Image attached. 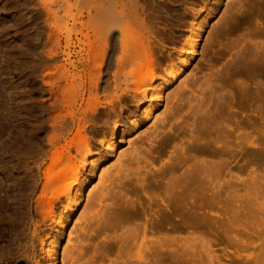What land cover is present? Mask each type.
<instances>
[{
	"label": "rangeland",
	"instance_id": "obj_1",
	"mask_svg": "<svg viewBox=\"0 0 264 264\" xmlns=\"http://www.w3.org/2000/svg\"><path fill=\"white\" fill-rule=\"evenodd\" d=\"M45 1L0 0L2 3L0 4V264H26L23 257L29 258V264H54V262H56L55 264H62V249L67 243L66 236L62 247L61 245L49 244L50 239L45 247L38 239L33 245L30 244V234L33 231L30 210L35 203L36 194L28 186L23 185V181L14 173L15 170L22 171L25 164L21 152L18 153L20 150L15 147L22 142V138L25 136L24 127L27 124L37 125L46 119L48 83L45 82L37 63L46 42L49 25L61 22L60 25H66L65 27L69 26L70 28L74 22L77 28L74 25L72 27L82 30L74 34V43H76L71 47L72 60H78L83 54L91 63L90 54L95 45L99 48L104 47L103 43L98 42V35L95 32L94 24L96 26L97 20L87 23V9L97 7L101 0H96L98 4L93 3V0L87 4L86 2L80 4L77 1L78 5L75 0H70L68 3L59 0L64 3L63 10L59 15L63 17H59L60 20H67L64 21V24L60 20L57 23H52L54 20L49 21V14L45 8L48 0L46 3ZM50 1L53 0L48 2ZM134 1L116 0L114 3L117 10L119 9L118 12L121 10L120 14L122 12V15L118 20L119 25L116 26L117 28L115 27L116 31H110L113 37L118 38H116V44L113 45L110 42V46H108L101 80L103 88L112 87L111 73L115 70L117 57L121 54L122 49L120 44L121 28L130 29V32L133 33L142 34L143 32L145 37L154 40L155 44L152 49L160 67H164L165 62L169 60V52L177 56L187 41V35L191 34L192 30L201 34V37L197 41L194 53L190 54V57H193L191 63L188 66L182 65L185 72L167 90V93L173 91L182 79H186L189 74H195L197 77L195 85L196 82L198 85V90L196 89L198 92L196 93H199V96H196L197 103H195V98L191 100L185 98L181 104L179 103L180 106L177 105L180 107H177L179 113L177 112L174 117H171L165 125H160V131L164 130L161 139L172 136L175 138L174 141L165 147L159 142L162 147L158 143L157 148L154 147L149 154L155 167L153 169L161 168V171H166L167 174L165 178L157 181L149 176V179L145 181V186H136L137 191H132L130 195L135 199L138 209L141 208V205L145 206L148 203L152 208L150 212L155 211L156 208H153L157 207L162 199L171 208L175 207V201L166 198L167 190L165 188V184L171 176V163L168 162V159L173 150V145L182 139L185 140L186 145H190L188 140L191 136L188 126L193 122L198 127L195 129V135L201 137V142L198 144L199 146L197 145L199 147L198 152L195 151L197 156L207 155L206 151L202 153L200 150L203 148L207 150L209 143L213 141L211 139L229 135V143L232 147L225 149L222 154L210 155L209 157L213 158L214 156L216 160H220L221 157L228 158L226 159L228 163L225 161L222 167L226 169L229 167L230 169L222 171L221 179L229 178V173L232 172L239 174L244 180L236 181L235 179L230 185H224L221 189L219 183L222 180H218L219 178L213 181L202 178L196 181L177 180L176 182L181 185H178L176 190L188 192L186 199L181 198L178 205L191 209L185 210L195 215L192 218L195 222L194 226L199 220L207 221V225L212 226L215 218H218L219 228L235 231L228 237L234 241V249L238 258L246 260L249 264H264V181L261 178L262 174L264 175V50L260 48L261 44L259 45V42L264 41V0ZM65 5L68 7L65 8ZM79 9L82 10V13L78 16ZM129 10L134 15H132V19L130 18L131 15H127ZM200 10H204V14L207 13L204 20L199 17ZM257 11L259 12L258 20ZM65 12L69 13L66 14L69 17H66ZM70 14L71 16L74 14L76 18L79 17L76 22ZM11 15H14L13 19ZM244 17L246 20H243ZM82 20L88 25H81ZM195 22H199L197 28H195ZM137 24H140L139 27ZM139 28L141 29L139 30ZM139 34H136L135 37ZM129 35L128 40H131L132 35L130 37ZM80 38L82 39L81 42H79ZM254 41L255 43L258 41L257 45L250 43ZM98 43L100 45H97ZM102 48L99 51L100 55ZM63 58L64 55L61 54L60 60L62 61L59 63L63 62ZM79 66V69L82 70V64ZM51 73L54 74V71ZM199 88L201 89L199 90ZM254 95L259 97L253 100ZM129 99L130 97L127 96L126 100ZM191 104L197 106V109L199 107L198 110H200L195 117L194 112H191L193 109ZM163 109L164 107H161L156 114L161 113ZM150 124L151 122H144V125L135 132L139 133L145 130ZM240 124L243 125V131L248 132L246 144H241L243 150L239 148L238 142ZM255 126H258L259 129H256ZM252 142L258 143L259 146H253ZM136 143L139 146L140 142L137 141ZM126 147L128 145L122 149ZM190 164V160L182 162L175 170L176 174L188 172ZM30 165L33 166V163ZM255 172L259 173V177L253 181L251 175ZM35 177H37V173ZM126 183L132 186L136 180H128ZM210 184L212 185L210 186ZM214 188L220 189V196L217 195L215 200L203 196L204 193L210 194ZM147 191L148 196L145 193ZM190 195L193 196L192 201L188 198ZM152 197H156L154 198L156 200H152ZM155 201L159 203L156 204ZM117 202L120 204L122 200L117 199ZM165 203L161 202L158 206L159 209H166ZM216 204L219 205L217 211L212 210ZM205 207H208L209 210H201ZM18 211L25 212L27 218L25 216L26 219L20 220L17 216ZM144 219V216H139L131 222V226L140 225ZM42 230L40 235L46 238L48 231L45 228ZM122 231L123 229H118L115 233H109L119 235ZM182 234V232H174V235H181L180 239L183 243L170 245L164 253V258L155 264H163L164 261L170 262L169 264H215V261L222 264L220 263V255L215 253L212 247H210V251L213 258H210L200 241L187 240L189 242H184L186 237H183ZM105 235H99L92 242H103ZM204 235L209 238L206 234ZM196 237L194 236V238ZM104 244L106 248L109 247L108 256H103L104 259L94 262L93 259H90L92 249L89 246L85 247V258L81 262L83 264H111V259L116 262L115 259L120 258L119 261L121 262L123 258H127L125 255H122L123 258L119 256L116 243L114 245L112 242L104 241ZM183 245L187 247H183ZM50 248L56 251L54 257L48 256V249ZM175 248L179 250V255L176 258L171 250ZM135 249L132 253H135ZM65 264H69V262H65Z\"/></svg>",
	"mask_w": 264,
	"mask_h": 264
},
{
	"label": "bare ground",
	"instance_id": "obj_2",
	"mask_svg": "<svg viewBox=\"0 0 264 264\" xmlns=\"http://www.w3.org/2000/svg\"><path fill=\"white\" fill-rule=\"evenodd\" d=\"M48 1L45 8L49 14V21L54 20L52 23H57L63 18L59 15L63 10L64 3L59 0ZM65 1L68 3L70 0L62 2ZM75 1L87 4L92 0ZM101 1L97 7L94 6L95 4L93 5L94 11L91 8L87 9V23L97 20L96 26L94 24L95 32L98 35V42L103 43L104 46L103 48L101 46L103 50L100 55L101 48L95 45L90 54L91 63L83 54L78 60L71 59V47L76 43H74V34L82 31L76 29V23L73 22L76 28H73V25L69 28L68 24V27H65L66 25H60L61 22L49 25L46 42L37 63L45 82L48 83L46 119L37 125L27 124L24 127L25 136L22 138V142L15 147L20 150L18 153L21 152L25 164L22 171L15 170L14 173L23 181V185L28 186L36 194V197L34 196L35 203L32 208L30 207V221L33 228L30 234L31 245L38 239L45 247L50 239L49 244L62 247L67 236V243L63 246L61 254L62 264L65 262L83 264L81 261L85 258V247H91L90 259L96 262L104 259L103 256H108L109 247L108 245V248L105 247L104 241H109L114 245L116 243L121 258H123L122 255L127 257L123 258L121 262L120 258L115 259L117 264H155L164 258V253L170 245L183 243L180 239L181 235H170V231L182 232L184 224H188L190 228H195L200 224L199 220L194 226L195 222L192 218L195 215L190 211L186 212L187 208L178 205L181 198L186 199L188 192L176 190V187L181 185L176 181H196L200 178L209 181L218 178L220 180L222 171L230 169L222 167L225 161L228 163L226 160L228 158L221 157L220 160H216L214 156L224 153L225 149H230L232 146L229 143V135L218 136L211 139L213 141L209 143L208 147L206 146L207 150L204 148L200 150L202 153L206 151L207 155L197 156L195 151L198 152L197 145L201 142V137L195 135V129L198 127L193 122L188 126L191 136L188 140L190 145H186L183 139L173 143V150L168 159V162L171 163V176L165 184L166 198L175 201V207L171 208L162 199L161 202L166 204V209H159L158 206L161 202L157 201H155L156 204H159L158 208H153H156L155 211L150 212L152 208L148 203L137 208L135 199L130 195L132 191H137L136 186L144 187L149 176L157 181L165 178L167 174L166 171H161V168L153 169L155 167L149 155L154 147L157 148L156 145L159 142L165 147L175 139L172 136L161 139L164 130L160 131V125H165L171 117L177 114L178 108L185 98L190 100L195 98L196 101V96H199V93H196L198 85L197 82L195 85V81H197L195 74H189L186 79H182L173 91L167 93V90L182 77L185 72L182 65L188 66L191 63L193 57H190V54L194 53L201 34L192 30L191 34L187 35V41L177 56L169 52V60L165 62L164 67H160L152 49L155 44L154 40L145 37L143 32L142 34L134 32L139 34L135 37L136 34L133 35L134 33L131 31L132 34L130 29L121 28L120 44L122 49L121 54L117 57L115 70L111 73L112 87L103 88L101 80L108 46H110V42L113 45L116 44V38H118L113 37L110 31H116L115 27L119 25L118 20L122 12L120 14L121 10L118 12L119 9L117 10L114 4L116 0ZM93 3H96V0H93ZM0 4L2 3L0 2ZM66 5L65 8L68 7ZM135 7L137 6L135 5ZM81 9L78 11V16L82 13ZM129 11L127 15L132 16L133 14ZM66 12L65 15L69 14ZM200 13L199 17L204 20L207 13L204 14V10ZM256 15L258 20V11ZM11 16L13 19L14 15ZM67 16L69 17V15ZM78 16L77 18H79ZM131 16L132 19L134 15ZM71 17L75 18V22L77 21L74 14ZM243 20L246 18L244 17ZM64 21L67 20L64 19ZM64 21H62L63 24ZM87 23L83 21L80 24L86 26ZM198 23H194L195 28ZM128 33L132 35L131 40H128ZM81 41L80 38L79 42ZM128 41L130 42L128 43ZM250 43H255V41ZM256 43L254 45H257ZM260 44L263 46L260 48L264 50V41L259 42ZM61 54L64 55V58L63 62L59 63L62 61L60 60ZM79 64H82V70L79 69ZM52 71L54 74L51 73ZM258 95L257 97H259ZM127 96L130 97L129 100H126ZM257 97L254 95L252 99ZM198 106L200 105L198 104ZM161 107H164L163 111L156 114ZM191 108H193L191 112H194V117L199 114V107L197 109V106L193 105ZM144 122H151V124L145 130L136 133L135 131L144 125ZM239 126L238 142L239 148L243 150L241 144L246 142L248 132L243 131V125ZM255 128L259 129L258 126ZM137 141L140 142L139 146H137ZM125 145L128 147L122 149ZM252 145L259 146L256 142H252ZM210 155H214L213 158L209 157ZM188 160L191 161L188 172L185 171L177 175L175 170L182 162ZM30 163H33V166ZM36 173L37 177L34 178ZM229 174V178L221 179L220 189L224 185H230L235 179L236 181L244 180L239 174L232 172ZM235 176L236 178H234ZM258 177V172L251 175L253 181ZM261 178L264 181L263 174ZM133 179L136 180V183L132 186L126 183ZM96 180L97 182H95ZM220 189L214 188L210 194L204 193L203 196L215 200L217 195L220 196ZM145 193L147 196L149 195L148 191ZM154 198L156 197H152V200H156ZM188 198L190 201L193 200L191 195ZM117 199H121L122 202L118 204ZM17 216L22 221L25 216L27 218L26 213L21 211H18ZM139 216H144L145 219L140 225L131 226V222ZM176 217L180 218L181 220H178L183 221L184 224ZM43 228L48 231L46 238L40 235ZM118 229H123L119 235L109 233H115ZM101 234H106L103 242H92ZM185 240L184 242H189L187 240L200 241L205 252L210 258H213L210 251V247H212L210 238L207 239L205 235L201 234L191 239L187 236ZM187 246L183 245V247ZM134 248L136 251L132 253ZM192 249L190 250L192 251ZM171 250L174 252L175 258L178 257L179 250L177 248ZM188 252L190 254V251ZM55 255V249H48L49 257ZM23 260L29 264V258L23 257ZM21 262L23 261L21 260ZM111 262V264H116L113 259Z\"/></svg>",
	"mask_w": 264,
	"mask_h": 264
},
{
	"label": "flooded vegetation",
	"instance_id": "obj_3",
	"mask_svg": "<svg viewBox=\"0 0 264 264\" xmlns=\"http://www.w3.org/2000/svg\"><path fill=\"white\" fill-rule=\"evenodd\" d=\"M218 206L219 205L216 204L214 206V209H212V210L217 211ZM201 210H209V208L205 207V208H202ZM176 219L178 220L180 218L176 217ZM180 220H178V221H180ZM197 222H199V221H197ZM181 223H183V221ZM187 226H188V224H186V225L184 224V226H182V229H183L182 230V233H183L182 236L183 237H187V236L188 237H194L197 235L206 234L210 238V241L212 243V249L215 251V253L220 255V258H221L220 263H222V264H249L246 260L238 258L237 254L235 253V249H234V241L230 240V238L228 237V235L234 234L235 231L229 230V229L225 230L224 228H219L218 227L219 226V219L218 218H215V222L212 226L207 225V221L206 222L200 221L199 226H197L195 228H188ZM198 233H200V234H198ZM169 234L174 235V232L170 231ZM169 263L170 262H166V261L163 262V264H169ZM214 263L218 264L219 262L215 261ZM208 264H210V263H208Z\"/></svg>",
	"mask_w": 264,
	"mask_h": 264
}]
</instances>
